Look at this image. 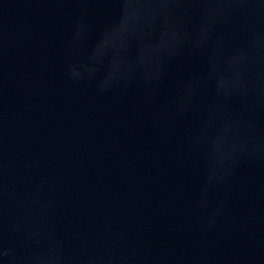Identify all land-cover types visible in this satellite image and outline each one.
<instances>
[{
    "label": "water",
    "instance_id": "water-1",
    "mask_svg": "<svg viewBox=\"0 0 264 264\" xmlns=\"http://www.w3.org/2000/svg\"><path fill=\"white\" fill-rule=\"evenodd\" d=\"M0 264H264V0H0Z\"/></svg>",
    "mask_w": 264,
    "mask_h": 264
},
{
    "label": "clouds",
    "instance_id": "clouds-1",
    "mask_svg": "<svg viewBox=\"0 0 264 264\" xmlns=\"http://www.w3.org/2000/svg\"><path fill=\"white\" fill-rule=\"evenodd\" d=\"M208 2H209V3H213V2H215V0H208Z\"/></svg>",
    "mask_w": 264,
    "mask_h": 264
}]
</instances>
